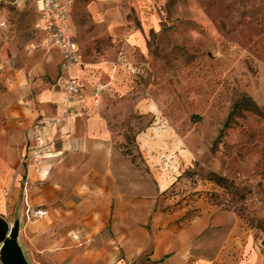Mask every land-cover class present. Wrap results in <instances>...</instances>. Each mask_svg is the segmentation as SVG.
I'll return each instance as SVG.
<instances>
[{"label":"rangeland","instance_id":"374dc122","mask_svg":"<svg viewBox=\"0 0 264 264\" xmlns=\"http://www.w3.org/2000/svg\"><path fill=\"white\" fill-rule=\"evenodd\" d=\"M37 4L0 0V72L45 55ZM70 19L86 56L115 62L100 105L126 163L57 182L65 125L39 170L14 149L0 218L28 262L264 264V0H75Z\"/></svg>","mask_w":264,"mask_h":264},{"label":"crops","instance_id":"0c3cea01","mask_svg":"<svg viewBox=\"0 0 264 264\" xmlns=\"http://www.w3.org/2000/svg\"><path fill=\"white\" fill-rule=\"evenodd\" d=\"M74 7L75 0L69 16V26L83 55V63L72 67L70 71L78 79L86 94L82 103L84 115L72 119L57 135L62 147L57 151L64 154L65 163L63 165L56 163L52 176L58 182L64 175V171L70 170V167L79 169V165H86L87 168H93V176L104 183L108 179L118 180L122 166L126 163L122 153L114 148L113 132L101 112L102 100L106 95L111 94L118 81V75L109 50H104L105 54L85 55L82 44L78 41L71 25L70 18ZM35 24L34 29L41 38V33L36 29ZM113 28L114 34L117 35L120 31L118 23H115ZM138 36L135 33L132 39L137 40ZM59 64V55L55 53L52 60L42 55L33 62L24 63V66L19 68L11 64L2 65L4 69L0 72L1 178L9 179L12 175L10 170L4 172V169L15 155L16 147L21 148L23 157H31L32 128L47 126L53 116L60 115L64 111V92L57 82ZM97 84L104 86L100 93L99 104L94 101V88ZM85 174V167H81L77 172L81 179L85 178ZM104 194L107 195L106 192ZM36 222L38 223L39 220ZM63 256L62 253L58 254V258Z\"/></svg>","mask_w":264,"mask_h":264},{"label":"built area","instance_id":"2783aa9c","mask_svg":"<svg viewBox=\"0 0 264 264\" xmlns=\"http://www.w3.org/2000/svg\"><path fill=\"white\" fill-rule=\"evenodd\" d=\"M73 5L74 0H38L37 4L39 18L35 27L41 33L39 47L48 60H52L55 53L59 55L57 82L64 92L65 99V109L60 115L53 116L47 126H35L31 131L33 141L31 159L35 162L37 170L43 167L47 159L58 156L55 148L53 149L55 143L53 129L84 115L82 103L86 94L78 79L70 71L72 67L83 63V55L69 26ZM103 89L104 86L101 84L95 85L96 104L100 102V93ZM39 214L42 215L43 212L40 211Z\"/></svg>","mask_w":264,"mask_h":264},{"label":"water","instance_id":"95a60500","mask_svg":"<svg viewBox=\"0 0 264 264\" xmlns=\"http://www.w3.org/2000/svg\"><path fill=\"white\" fill-rule=\"evenodd\" d=\"M1 255L5 257V264H30L24 251L18 243L17 234L10 232L8 225L0 218Z\"/></svg>","mask_w":264,"mask_h":264}]
</instances>
